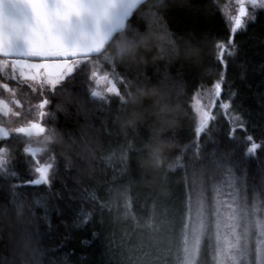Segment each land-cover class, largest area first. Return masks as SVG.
Returning <instances> with one entry per match:
<instances>
[{
	"label": "trees",
	"instance_id": "1",
	"mask_svg": "<svg viewBox=\"0 0 264 264\" xmlns=\"http://www.w3.org/2000/svg\"><path fill=\"white\" fill-rule=\"evenodd\" d=\"M225 1L145 0L129 17L132 26L143 30L159 24L174 37H191L204 47L203 69L173 62L161 63L146 73L153 82H174L185 112L181 126L173 133L174 170L158 184L141 181L134 163L131 181L122 175V138L108 119L110 113L119 111L120 99L114 93L108 98L92 96L90 74L96 67L118 74L116 88L121 95L131 90L129 82L133 86L137 74L101 56L88 61L79 75L73 73L74 79L55 92L44 109L43 121L50 134L55 129L63 146L50 147L48 142L49 148L38 157L40 162L53 164L50 184L31 183L37 175L28 163L35 162L31 156L17 154L7 164L8 175L5 170L0 173V200L11 202L15 196L33 206L46 252L56 251L67 264H108L111 247L120 264H180L177 246L182 248V223L191 217V242L192 229L199 226L202 209L198 201L203 195L205 230L199 233L201 250L194 257L195 264H222L227 258L223 246L232 238L231 233L222 226L218 235L214 216L209 223L207 199L209 193L215 197L217 190L226 192L235 183L233 162L242 163L250 185L259 184V170L264 165V10L256 12V19L246 28L232 33L220 8ZM14 82L0 72L1 85H8L5 97ZM217 82L223 89L217 100L229 103L231 114L215 103L211 131L197 133L193 98ZM54 91L47 90L49 94ZM44 93L22 87L16 92L35 108L38 100L49 98ZM58 105H63V110ZM27 116L33 118L35 113ZM86 125L92 132L88 137L82 131ZM139 134L146 135L147 130L141 129ZM253 143L260 147L249 154L247 149ZM89 195H95L97 201ZM100 204L104 206L102 213ZM238 223L237 232L254 249L257 240L264 239L257 227L264 224V197L259 189L254 195L250 193L248 212ZM7 248L5 238L0 241V264L6 261ZM229 264H233L231 259Z\"/></svg>",
	"mask_w": 264,
	"mask_h": 264
},
{
	"label": "snow or ice",
	"instance_id": "2",
	"mask_svg": "<svg viewBox=\"0 0 264 264\" xmlns=\"http://www.w3.org/2000/svg\"><path fill=\"white\" fill-rule=\"evenodd\" d=\"M253 9H264V0H250ZM141 4V0H0V71L8 67L19 71L20 77L25 80L38 82L45 88V95L49 98L42 99L37 105L38 110L45 109L50 105L55 96V92L60 91L67 84L68 80L74 79L73 73L79 75L88 61L97 57H104L105 60L115 64L109 56L106 55V43L115 33L124 31L132 26L129 23V17L133 15L134 10ZM255 12H248L245 5L241 3L239 14L232 20L231 32L236 33L239 29L246 26L247 22L254 21ZM221 50L224 45H219ZM93 76L96 73H92ZM107 80V77H105ZM140 79L136 77V82ZM167 77H165V80ZM8 88V85H4ZM55 90L49 94L47 88ZM132 87V82H129ZM36 91L39 93V89ZM109 93L116 94L121 102V107L126 102V95H121L115 85L108 88ZM100 92H92V96L99 97ZM213 95H221V83L217 82L214 86ZM63 110V105L57 106ZM227 107V105H222ZM196 111L199 116V126L197 133H203L209 128V121L213 119L210 111L200 105H196ZM43 116L44 112L39 111ZM11 131L23 133L32 136L33 133H43L45 131L38 123H31L26 127L5 130L0 128V135L7 137ZM137 135H140L137 133ZM55 139V129L47 137V142L52 143ZM251 141L252 137H248ZM260 145L253 143L247 149L249 154L256 151ZM138 147H132L129 152L138 151ZM26 152L35 155L38 151L33 148H26ZM6 150L0 149V169L7 172V162L5 160ZM50 159H54L51 158ZM30 167L34 166L38 178L31 181L35 185H48L51 182L49 175L52 163L43 165L28 161ZM233 171L236 174L235 183L230 184L226 192L217 190L215 197L208 194L207 209L209 223L214 216L216 228L219 235V229L223 226L231 233V239L226 240V251L233 264H264V239H258L254 249L248 246L246 239L237 232L238 221L248 212L249 195H253L259 189L264 197V165L259 170V184L248 183V172L241 162H233ZM121 173L129 181L132 179L133 169L131 163L121 169ZM15 175V173H12ZM87 195V193H86ZM89 198L95 203L97 197L89 195ZM36 201V204H39ZM191 197H189V204ZM202 211L198 214L199 226L192 229V239L189 240L188 229L191 226V217L188 223H182V248L177 246L178 259L180 264H195L194 257L200 253L201 239L199 233L205 230L203 211L204 197L198 201ZM0 204L10 208L23 210L28 208L32 211L33 206L26 201L13 197L11 202L0 200ZM104 206L100 204L101 213ZM191 208L189 207V212ZM47 220V216L44 217ZM91 222V220H89ZM103 224V219L100 221ZM259 236L264 238V224H258ZM42 231L40 225L37 227V240L41 243L40 253L46 258L48 264H67L66 259H62L56 251L46 252L41 242ZM96 235V233H94ZM246 235V234H245ZM87 243V242H85ZM182 251L183 256L179 257ZM108 264H120L111 247L108 249Z\"/></svg>",
	"mask_w": 264,
	"mask_h": 264
},
{
	"label": "clouds",
	"instance_id": "3",
	"mask_svg": "<svg viewBox=\"0 0 264 264\" xmlns=\"http://www.w3.org/2000/svg\"><path fill=\"white\" fill-rule=\"evenodd\" d=\"M106 55L140 77L126 94L122 109L108 115L115 134L122 138L120 162L124 166L134 163L141 181L158 184L174 170L173 133L181 126L185 112L176 84L170 80L153 82L146 73L161 63L173 62L203 69L204 47L191 37H174L154 23L143 30L130 26L115 33L106 43ZM141 129H146L147 134L137 135ZM82 131L86 137L92 135L87 125ZM137 145L139 150L129 155V149ZM52 146H63L56 133ZM38 224L37 217L28 208L21 211L0 204V241L5 238L8 241L3 264H48L40 253Z\"/></svg>",
	"mask_w": 264,
	"mask_h": 264
},
{
	"label": "rangeland",
	"instance_id": "4",
	"mask_svg": "<svg viewBox=\"0 0 264 264\" xmlns=\"http://www.w3.org/2000/svg\"><path fill=\"white\" fill-rule=\"evenodd\" d=\"M241 3H243L245 5V8L248 12H250V13L255 12V19H256V12H258L259 10H264V9H260V8L253 9L250 0H226L225 2L220 4V8H221V11H222L227 23L229 24V26L231 28H232L233 18L239 14V7H240ZM249 23L250 22H247L246 26L244 28H246L249 25ZM244 28H242V29H244ZM4 72L6 74L9 73L10 75H13V76L16 75V72H17V77H19L18 80L14 79L15 80V82H14L15 86L8 89V92L10 93L11 96L14 95V93L17 92V88L20 89V87L27 89L28 91L30 89L34 93L37 92L36 91L37 88L39 89V91L45 90V88L43 86H40L38 82L28 81V80H25L23 77H20L18 70L14 72V71H12L11 67H8L6 70H4ZM93 72L96 73V75L93 76L92 73L90 74V78L92 80V83H91L92 91L93 92H100L101 93V95L99 96L100 98H104V97L108 98L110 95L113 94V93L108 92V88L113 86V85H115V87H116V84H118V82L120 81L118 74L116 72H113V71H111V72L110 71H101L98 69V67H96ZM105 77H107V80L105 79ZM214 86H215V84L211 87L199 90L193 98L192 105H193V108L197 114L198 126H199V116H198V113L196 111V105H197L198 101H199L200 105L205 107V110H208L210 112H211V108L215 105V103L220 105V106L223 105L219 100H217V98H219L222 95V92H223L222 86H221V95L219 97H216L215 95H213ZM47 90H52V89L49 87V88H47ZM19 98L22 102L21 111H24L27 115H29L30 112L31 113L34 112L35 116L33 118L37 119L39 116V111H41V110H38L37 106L35 108L33 105L29 104L28 102L27 103L24 102V100H26V99L23 97V95ZM40 101H41V99L38 100L37 103L39 104ZM225 105H227V107L226 108L224 107V110L228 111V113L231 114L229 112V103H225ZM31 106H32V108H31ZM42 110H44V109H42ZM22 122H24V121H22ZM49 135H50V132H48V130L46 128L43 135H41L40 137H36L37 138L36 144L43 146L42 150L38 152V157H40V155L45 152L46 147L49 148L48 142H47V137ZM50 157L52 158V155ZM5 160H6L7 164H10L12 162V158L10 157V155H7V154L5 155ZM4 170L5 169H0V173H2ZM36 178H38V174L36 175ZM228 239H230V238H227V240ZM223 247L226 248V246H223ZM226 256H227V258L225 260L221 261L222 264H229L231 258L229 257L228 253Z\"/></svg>",
	"mask_w": 264,
	"mask_h": 264
},
{
	"label": "flooded vegetation",
	"instance_id": "5",
	"mask_svg": "<svg viewBox=\"0 0 264 264\" xmlns=\"http://www.w3.org/2000/svg\"><path fill=\"white\" fill-rule=\"evenodd\" d=\"M2 59V58H0ZM13 71V70H12ZM1 73L4 71H0ZM12 80H18L19 77L16 75L7 74ZM13 96V97H12ZM8 95L5 97L4 87L0 83V128L5 129L6 131L9 129H15L22 125H28L33 121H39L45 125L43 121V116H38V118L28 117L24 111H21V101L18 94L14 93V95ZM44 112V110H41ZM24 121V122H22ZM46 129V125H45ZM45 132V131H44ZM33 134L32 136H27L23 133H17L15 131H11L10 135L7 137L0 135V149L6 150L5 155H10L12 161L17 154L21 156H31L34 158L35 162L38 164H45L44 162H40L38 158V152L42 150L43 146L36 144V137H40L44 134ZM26 148L37 149L35 155H32L30 152H26ZM36 179V177H35Z\"/></svg>",
	"mask_w": 264,
	"mask_h": 264
},
{
	"label": "water",
	"instance_id": "6",
	"mask_svg": "<svg viewBox=\"0 0 264 264\" xmlns=\"http://www.w3.org/2000/svg\"><path fill=\"white\" fill-rule=\"evenodd\" d=\"M143 1H145V0H141V2H143ZM222 51H223V50H222ZM220 56L222 57V53H221ZM33 122L40 124V125H41L42 127H44V129H45V125L42 124L41 122H39V121H33ZM33 122H31V123H33ZM31 123H30V124H31ZM30 124H28V125H22V126H20V127H26V126H29ZM33 134H37V133H33Z\"/></svg>",
	"mask_w": 264,
	"mask_h": 264
}]
</instances>
